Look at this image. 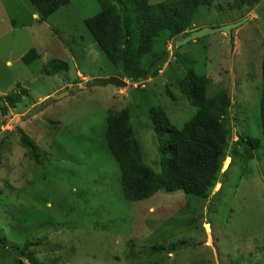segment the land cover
<instances>
[{
  "label": "rangeland",
  "instance_id": "374dc122",
  "mask_svg": "<svg viewBox=\"0 0 264 264\" xmlns=\"http://www.w3.org/2000/svg\"><path fill=\"white\" fill-rule=\"evenodd\" d=\"M231 2L200 0L193 32L240 27L185 45L161 33L154 54L169 53L168 61L156 78L133 84L88 34L85 21L100 12L96 0H72L46 22L29 0H0V264H17L27 243L38 264H264V141L247 166L236 144L241 136L264 138V0L242 12L229 10ZM32 49L40 58L28 66L22 60ZM52 60L68 72L45 74ZM190 67L210 79L209 94L225 90L231 98V163L208 201L160 192L131 204L107 150L108 111L129 107L146 162L160 173L148 113L164 107L177 128L192 119L196 110L175 87ZM113 76L129 87L85 88ZM21 89L28 94L16 113L2 117L1 98ZM21 131L39 146L41 166L22 147Z\"/></svg>",
  "mask_w": 264,
  "mask_h": 264
},
{
  "label": "trees",
  "instance_id": "16d2710c",
  "mask_svg": "<svg viewBox=\"0 0 264 264\" xmlns=\"http://www.w3.org/2000/svg\"><path fill=\"white\" fill-rule=\"evenodd\" d=\"M29 1L35 8V13L40 16V22H46L72 2ZM96 1L100 12L85 21L88 34L111 65L119 71L120 76L133 84L144 81L143 77L166 53L162 51L154 54L156 39L160 34L166 33L168 41L189 37L194 31V21L200 9V0H170L161 7L151 5L150 0ZM260 2L261 0H232L229 10L242 12L246 7L255 8ZM39 58L37 51L32 49L22 61L30 66ZM174 58L183 62L178 53ZM69 68L67 63L52 60L43 71L48 76H57L67 73ZM160 71L161 69L154 71L149 78H156ZM78 84L79 80H76L75 85ZM210 84V79L197 75L193 67L175 81V87L180 89L196 110L192 119L182 128L172 124L164 107H154L148 113L147 121L158 142L162 166L160 173L146 162L142 144L132 124V111L129 107L120 111H108L105 130L107 150L117 164L121 192L127 202L141 204L160 192L168 195L182 194L189 200L211 199L217 184L221 182V176L225 175L223 164L232 139L229 122L232 101L225 90L209 94ZM21 90V95L15 92L1 98L5 103L1 109L2 117L8 118L16 113L22 97L28 94L26 90ZM260 91V123L264 131V57ZM166 93L174 98L169 91ZM19 133L22 147L35 164L41 166L45 157L39 146L24 132ZM263 141L264 138L241 136L236 142L243 151L240 157L246 166L255 160ZM31 247L29 243L25 245L23 259L17 264H27L26 260L30 264H38L28 254Z\"/></svg>",
  "mask_w": 264,
  "mask_h": 264
},
{
  "label": "water",
  "instance_id": "95a60500",
  "mask_svg": "<svg viewBox=\"0 0 264 264\" xmlns=\"http://www.w3.org/2000/svg\"><path fill=\"white\" fill-rule=\"evenodd\" d=\"M241 24L242 23H238L235 25L225 26V27L218 28V29H211V30L204 29V30H199V31L193 32L189 37L185 38L183 45H185L186 43H189L191 41L200 39V38L207 36V35H212V34H217V33H226V34L230 35L232 33V31L234 29H237L238 27H240ZM169 56H170V54L166 53V55L163 58H161L159 61H157L151 67V69L149 70L147 75L145 77H143L142 80H146L147 77H150L154 71L160 69L168 61ZM107 86H112V87H115L117 89H127L129 87V85L127 83H125L121 78L116 77V76H113V77H110L107 79L94 80L92 82H88L87 84H85V88H88V89L94 88V87H107ZM60 97H58V98H60ZM228 160H230V159L228 158L227 161ZM226 162H225L224 167H223V172H225L224 169H225ZM217 188H218V186H217Z\"/></svg>",
  "mask_w": 264,
  "mask_h": 264
},
{
  "label": "bare ground",
  "instance_id": "6f19581e",
  "mask_svg": "<svg viewBox=\"0 0 264 264\" xmlns=\"http://www.w3.org/2000/svg\"><path fill=\"white\" fill-rule=\"evenodd\" d=\"M230 163H231V161L228 160L226 165H225V168H227L230 165ZM207 231L210 232V228L209 227H207Z\"/></svg>",
  "mask_w": 264,
  "mask_h": 264
},
{
  "label": "clouds",
  "instance_id": "9594fccd",
  "mask_svg": "<svg viewBox=\"0 0 264 264\" xmlns=\"http://www.w3.org/2000/svg\"><path fill=\"white\" fill-rule=\"evenodd\" d=\"M217 186H218V184H217ZM216 190H217V187H216Z\"/></svg>",
  "mask_w": 264,
  "mask_h": 264
}]
</instances>
